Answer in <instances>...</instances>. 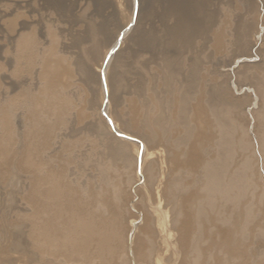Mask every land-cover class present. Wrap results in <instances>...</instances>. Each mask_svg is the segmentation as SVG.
Instances as JSON below:
<instances>
[{"label":"rangeland","instance_id":"rangeland-1","mask_svg":"<svg viewBox=\"0 0 264 264\" xmlns=\"http://www.w3.org/2000/svg\"><path fill=\"white\" fill-rule=\"evenodd\" d=\"M107 1L110 5H106L102 12L103 15L100 13L101 16L95 15L93 9L89 7L85 10H76V15H79L77 18L79 19V23L77 22L75 26V30L77 31H75V34L78 33V35H80H77L78 40L74 43V48L71 50L73 53H65L61 51L59 44L52 42H48L44 46L39 47L38 45H27V43H32V41L25 40V38L19 41V22L27 20L25 16H21L24 11L18 8L17 4L19 5V3H17V0H0V228H3L0 229V233L4 235L2 236L0 234V264L3 262L4 264H261L258 258V250L261 245L257 227L258 219L255 218L251 210L253 201L248 191H245L246 188L244 187V192L243 189L242 191L239 189L237 193L235 188L230 189L224 196L218 197V199L214 198V203L213 201L212 203L210 202L211 199L208 198V192H205L206 190L204 188L207 185V179L204 176L205 170H207L205 168L215 155L214 152L216 151L215 149H217L216 140L218 139L216 138L218 137L217 133L214 137L212 128L210 129L211 135L209 138H207L208 134L206 135L205 133V139L197 141L196 135L198 130H196V125L193 124V116L189 114V117L191 116L190 123L191 121L192 123L189 124L186 119L185 127V125L182 124L177 125L178 119L176 118V113L179 108L178 97L181 95V86L192 79H194V83L197 85L196 88L192 89L189 93L192 97L189 108L195 104L196 100L204 96L206 85L209 86L208 88L211 87V96L213 97L212 99H215L216 96L214 94L218 90L216 88L221 79L226 80L224 81L223 94L221 97L223 102L226 101L225 104H232L235 100L244 98L243 107H240L239 118L237 119L233 115L228 118L230 122L232 121L230 123L232 126L234 123L235 124L231 129L232 131L229 129L227 134V137L229 136V143L226 149L229 162L227 167V178L229 181L234 180L233 177L238 178L242 173V165L246 159L250 157L254 166V178L252 182L255 187L254 193L258 195V198L260 196V209L264 212V0H229L230 10L228 11L227 23L225 22V24L222 25L224 26V30L227 29L224 37V46H227L223 49L224 53H218L215 49V34L217 28L211 27V29L206 31L203 35L194 34V39L190 38L191 43L183 53V60L178 59L180 62H177V64L175 62L176 55L174 54H170L172 59H169L166 65H163L164 57L156 55L150 67V74L147 76V74L141 70L139 63H137L139 58L137 61H133V58L128 59V55H130L131 52L137 51L139 45L133 43L134 45L129 44L126 47L124 45V48L122 47L123 50H121V52L123 51L124 53L122 52V54L124 55L121 54L118 63L121 62L120 66H122V64L123 66H127H124L126 68L123 67V70L119 68L124 74L123 76H126L124 78V85H128H123L124 89H121V91L115 84L111 85L109 88L111 95L110 99H108L106 97L107 94H105V98L102 102V96H100L103 95L102 86L97 84L98 93L95 97V102L97 104V115L101 118L103 129L114 138L116 144L117 141L124 143L125 146L123 147H125L126 155L130 157L132 162H126L127 159L122 158L118 145H116L117 148H115V150L118 149V151L106 155L105 153H107L108 149V147H106L108 146L107 142L90 132H81L75 135L68 134L70 129L80 131L89 125L93 120L91 118L94 114L90 107L92 102L91 95H89L90 92L87 85L83 81L80 73H78L77 63L86 61L88 54L93 49H95L97 55H100V59L102 60L107 46L102 45L100 35L105 29L107 22H122L129 11H132L133 16L139 6L138 0H136V3H134V0ZM156 2L160 3L156 4ZM161 2L162 0L144 1L143 22H146H142L143 34H148L152 31V34L159 35L162 29L171 26V24L173 25V19L169 18L166 23L162 21ZM119 4L125 5L126 10L124 13L119 11L121 10ZM147 6H149V8H147ZM232 14L233 16H231ZM135 19L136 15L134 14L132 20L135 22ZM148 19L151 20L148 21ZM259 19H261V22L258 23ZM229 20H231V22ZM88 21H90L89 24L92 26V34L90 37L84 33L87 28L85 22L88 23ZM133 21L122 30H129L131 26L134 25ZM169 22H171V24ZM147 26L150 27L148 28ZM154 31H158V33ZM23 33L26 34L27 32L23 31ZM259 35H261V39H263L255 42L254 40L257 39ZM201 37L202 39L200 40L199 38ZM210 42H212V45ZM247 43H249V45ZM171 48H173V46L170 47V53H172ZM259 49L261 50L260 54H256V51ZM117 51L118 48L114 53ZM205 51L207 54H205ZM230 53H235L236 55L233 61H237V59L241 57L240 59L243 64L259 66V68L254 71L255 73L253 72L252 74L254 78L251 79L248 77L246 79L244 77L247 75L244 76L236 74V72L235 74L230 72V67L225 66L222 62L226 57L228 58L231 56ZM53 55L54 57L65 59V63L72 68L69 81L66 84L55 86H50L48 84V80L44 74V67L47 62L52 60ZM250 55L254 57H250ZM197 58L199 59L198 63L200 62V67L198 73L195 74L192 70V64H194ZM123 59L125 60L124 63L122 62ZM76 60L78 62H76ZM101 60L96 64L98 67ZM7 62L9 63L7 64ZM75 62L76 64H74ZM104 63H106V59ZM96 65L93 68L97 75L98 67ZM174 66L182 68L180 71L183 76L180 74L181 79L177 75L179 78L178 80H170L172 84L169 83L168 86L170 87L167 88L166 79L164 77L168 69L170 71L175 68ZM166 67H168V69ZM232 74H234V77ZM5 76H8L9 80H18L19 87L11 92L7 86L8 81L6 82L4 80ZM101 77L103 78V76ZM132 77H135L136 80ZM102 78L100 79L103 84L104 79L102 80ZM96 80H98L97 77ZM135 85L137 87H135ZM103 86L105 88V85ZM116 90L118 92H116ZM87 91L89 93H87ZM109 106L112 109L109 108ZM236 106H238V110L240 104L238 103ZM189 108L185 107V112H187ZM31 128H40L44 133L33 140L30 138L29 134L32 130ZM121 136L128 137L130 140L124 139ZM174 136H181L182 143L179 146V153H181L180 157L184 162V164L180 166L183 170L179 168L176 172L173 171L171 173L169 171L163 174V160L160 159L162 156H159V151L163 150L162 148L167 143L169 151L175 152L176 148L172 147L174 146L172 142L175 141L177 137ZM166 137L168 139H166ZM200 139L201 138H199V140ZM240 139L246 142V146L248 145V152L246 151L243 153L239 151L238 148H236L237 150L234 149L237 147V143ZM165 140L167 142H165ZM91 142L96 144L93 145ZM140 144L143 146L141 152H139ZM212 144H214V146ZM194 145L198 151L202 150L199 153L200 157L202 154L201 158L203 160L201 166L195 170L190 167L189 163V150H191ZM202 148L207 152L205 150L203 152ZM232 151L234 152L232 153ZM212 152L213 154H211ZM84 154L86 157L89 156V161L98 163L99 168L97 170L92 167L90 162L86 170L80 167ZM105 156H107V158ZM117 159L118 161H116ZM138 159L139 165L143 161L141 171L138 169ZM22 163L23 165L24 163L31 164L32 170L24 167L25 165L23 166ZM40 183H44L45 185L43 188L47 189H52L54 185L57 188H66L70 196H61V198L71 205L69 209L72 210V213H79L82 216L88 214L89 221L98 226L97 236L93 239L91 236L84 237L86 233L71 228V230L73 229V235L71 236L68 233L66 242L68 247L67 257H61L59 255L37 250L33 244L35 243L33 234L35 218L34 215L32 216V214H34V206L32 208V195L33 191H39L38 185ZM199 183L202 186H200ZM161 185L162 187H160ZM152 190L153 192H151ZM162 191H164V195ZM201 191H203V194H201ZM148 192L150 194H148ZM239 193H241V196ZM69 197L73 198V202ZM189 197L190 201L188 199ZM203 198L205 200H203ZM193 199L194 203L196 202L195 204L192 202ZM73 204L76 212L73 210ZM187 210H189L190 213L192 212V225L187 245H182L184 246L182 249L180 245L178 248V242L174 239H176V229L180 221L184 219V214ZM200 210L202 211L201 213L199 212ZM178 212L180 213L178 214ZM62 214L65 213L63 212ZM154 214L158 215L155 216ZM159 214H161V218H159ZM233 214L235 215L232 216ZM176 215L177 218H174ZM14 218L15 220H13ZM62 224V229L66 228L64 222H62ZM159 224L160 226L158 227ZM53 225L54 227L48 229L47 232L53 234L52 239L55 238V235L58 236V229L61 227L57 219L53 222ZM24 226H27V228ZM20 228H22V230ZM163 228H169V233L172 232V236H169V233L163 236ZM226 229L230 233H228L227 239L222 236L223 233L221 232ZM9 233L11 236H9ZM31 240H33V242ZM104 240L111 241L114 244L113 250L109 253L100 252L95 246L96 242ZM18 241L20 242L18 243ZM28 241L31 242L27 244ZM164 241L166 242L164 243ZM3 246L4 248L8 247L5 249L6 252ZM7 249L10 250L8 251ZM14 251L18 252L16 253ZM26 251L29 255L26 254ZM14 254L15 256H13ZM40 254L44 256L43 259ZM24 255H26V257Z\"/></svg>","mask_w":264,"mask_h":264},{"label":"bare ground","instance_id":"bare-ground-1","mask_svg":"<svg viewBox=\"0 0 264 264\" xmlns=\"http://www.w3.org/2000/svg\"><path fill=\"white\" fill-rule=\"evenodd\" d=\"M119 1V0H118ZM133 1V0H132ZM136 3V0H134ZM144 1L145 0H138L137 2L139 3L138 6V10L136 11V13H134L136 15V19L135 22L132 20V11L128 12V15L125 16L123 18V21L119 23L115 22V23H110L107 22L105 29L103 30V32L100 35V38L102 40V45L103 46H107V50L104 52L103 58L102 60L100 59V55L97 53H95V49H93L87 56L86 61H83V63H79L77 60V70L78 73H80L83 81L85 82V84L87 85V88L90 92L89 95H91V110H93L94 114L93 117L91 119H93L91 121V123L89 125H87L85 128H83L80 131H74L71 130L69 131L68 134L70 135H75V134H80L81 132H90L91 134H94L95 136H98L102 139H104L108 146L107 149V154H113V152L118 151V149L115 150L116 145L119 146V150L122 154V158L123 159H127L126 162H129L132 160L130 159V157H127L126 152H125V146L124 143L114 140V138L108 134L104 129H103V123L101 121V118L97 115V104H96V100L95 97L97 96V91H98V86L97 84H99L100 86H102V90H103V95L102 96V102L105 98V94H107V98L110 99V86L115 84L117 86V88L124 89L123 85H124V77L121 69L123 70L124 67L123 64L122 66H120L121 62L118 63L119 58L122 54L121 50L122 47L125 45L128 46L129 44H136L139 45V49L137 51L131 52L130 55H128V59H132L133 61H137V59L139 58V61L137 63H139V65L141 66V70L147 74H150V67L151 64H153V59L154 57L157 56H163L164 57V64L166 65L167 61H169V59H172L170 57V54H174L176 55L175 58V62L177 64L178 59H182L183 60V53L185 51V49L189 46V44L191 43V39L193 38V35H203L206 31H208L209 29H211V27H215L216 29V45H215V49L219 52H223L224 53V37H225V31L224 30V26H222L223 24H225L226 20H227V16H228V11L229 9V0H162V9H161V13H162V21L166 23V21H168V19H173V25L171 24V22H169L171 24V26L169 27H165L164 29H162V31L158 34H152L153 32L150 31V33L148 34H143L142 33V24L146 21L143 22L144 19V15H143V5H144ZM159 1V0H158ZM245 1V0H244ZM123 2V1H122ZM147 2V1H146ZM155 2V1H154ZM231 2V1H230ZM235 2V1H234ZM17 3H19V5L17 4L19 9H22L24 12L23 14H21V16H25L27 18V20H22L19 22V28H20V32L18 34V39L19 41H21L23 38H25V40H31L32 43H27V45H38L39 47L44 46L46 43H55V44H59L61 51L62 52H71V50L74 48V43L77 42V35L78 33L75 34V26L77 25V22L79 21L78 16L76 15V10H85L86 8H92L93 9V13L95 15H99L101 16L100 13L103 12L104 8L106 7V5H110L109 2L107 0H17ZM118 3V2H117ZM120 3V2H119ZM160 3V2H158ZM156 2V4H158ZM126 4V3H125ZM148 4V3H147ZM155 4V5H156ZM234 4V3H233ZM120 5V4H119ZM153 5V4H152ZM112 6V5H111ZM156 7V6H155ZM160 7V8H161ZM232 7V6H231ZM119 8L121 10V12L124 13L125 9V5H120ZM129 8V7H127ZM132 8V7H131ZM147 8H149V6H147ZM159 8V9H160ZM115 9V8H114ZM78 10V11H79ZM109 10V9H108ZM87 11V10H86ZM107 11V10H106ZM149 11V10H148ZM151 11V10H150ZM233 11V10H232ZM115 13V12H114ZM113 13V14H114ZM155 13V12H154ZM127 14V11H126ZM125 14V15H126ZM145 14V12H144ZM153 14V13H152ZM150 14V15H152ZM159 14V13H158ZM103 15V13H102ZM121 15V14H120ZM77 16V17H76ZM124 16V15H123ZM159 16V15H158ZM157 16V17H158ZM233 16V14L231 15ZM230 16V17H231ZM13 17V16H12ZM96 17V16H95ZM151 17V16H150ZM240 17V16H239ZM98 18V17H97ZM129 18V19H128ZM149 18V17H146ZM229 18V17H228ZM116 19V18H114ZM236 19V18H235ZM117 20V19H116ZM120 20V19H119ZM146 20V19H145ZM151 19H148V21ZM232 20V19H231ZM231 20H229L231 22ZM264 20V19H263ZM132 21L134 22L131 26V28L129 30H122L124 27L130 25V23H132ZM171 21V20H170ZM241 21V20H240ZM14 22V21H13ZM143 22V23H142ZM238 22V20H237ZM261 22V19L258 20V23ZM79 23V22H78ZM86 23V31L84 32L88 37H90V35L92 34V26L89 24L90 21L85 22ZM105 23V22H104ZM103 23V24H104ZM168 23V22H167ZM227 23V22H226ZM152 24V23H151ZM162 24V23H161ZM153 25V24H152ZM167 25V24H166ZM231 25V24H230ZM145 26V25H144ZM94 27V26H93ZM148 27V26H147ZM150 27V26H149ZM148 27V28H149ZM164 27V26H163ZM162 27V28H163ZM229 27V26H228ZM232 27V26H231ZM239 27V26H238ZM161 28V26H160ZM152 29V28H151ZM239 29V28H238ZM26 31L27 35L25 33H23V31ZM122 30V31H121ZM232 30V29H231ZM236 30V29H235ZM22 31V32H21ZM98 31V29H97ZM215 31V30H214ZM229 31V30H228ZM77 32V31H76ZM152 32V33H151ZM155 32V31H154ZM158 33V31H156ZM155 32V33H156ZM14 33V32H13ZM83 33V32H80ZM210 33V32H209ZM208 33V34H209ZM215 33V32H214ZM228 33V32H227ZM233 33V32H232ZM6 34V33H5ZM80 35V34H79ZM78 35V36H79ZM210 35V34H209ZM212 35V34H211ZM10 36V35H9ZM86 36V37H87ZM2 38V37H1ZM83 38V37H82ZM211 38V37H210ZM228 38V37H227ZM234 38V36H233ZM237 38V37H236ZM3 39V38H2ZM84 39V38H83ZM97 39V38H95ZM194 39V38H193ZM200 40L202 39L199 38ZM235 39V38H234ZM261 39V35H259L257 37V39H255V42H258ZM263 39V38H262ZM261 39V40H262ZM206 40V39H205ZM209 40V39H207ZM215 40V39H214ZM228 40V39H227ZM231 40V39H230ZM242 40V39H241ZM2 41V40H1ZM83 41V40H82ZM213 41V40H212ZM248 41V40H247ZM24 42V41H23ZM193 42V41H192ZM228 42V41H227ZM235 42V41H234ZM237 42V41H236ZM89 43V42H88ZM202 43V42H200ZM208 43V42H207ZM212 45V42H210ZM226 43V41H225ZM229 43V42H228ZM238 43V42H237ZM54 44V46H55ZM81 44V43H80ZM79 44V45H80ZM133 44V45H134ZM230 44V43H229ZM233 44V43H231ZM249 45V43H247ZM26 45V44H25ZM77 45V46H79ZM192 45V44H191ZM200 45V44H198ZM204 45V44H203ZM207 45V44H206ZM2 46V45H1ZM13 46V45H12ZM18 46V45H17ZM132 46V45H131ZM130 46V48H131ZM173 46L172 49V53H170V47ZM230 46V45H228ZM232 46V45H231ZM246 46V45H245ZM136 47V46H135ZM203 47V46H201ZM56 48V47H55ZM115 48H118V51L116 53L112 52ZM124 48V47H123ZM129 48V47H128ZM193 48V47H192ZM197 48V47H196ZM206 48V47H205ZM1 49V48H0ZM126 49V48H125ZM132 49V48H131ZM136 49V48H135ZM230 49V48H229ZM245 49V48H244ZM24 50V49H23ZM130 50V49H129ZM127 50V51H129ZM188 50V49H187ZM198 50V49H197ZM200 50V49H199ZM204 50V49H203ZM210 50V49H209ZM214 50V49H213ZM28 51V49H27ZM39 51V50H38ZM77 51V50H75ZM79 51V50H78ZM126 51V50H125ZM195 51V50H194ZM193 51V52H194ZM215 51V50H214ZM32 52V51H31ZM198 52V51H197ZM236 52V51H235ZM261 50H257L256 54H260ZM124 53V52H123ZM128 53V52H127ZM200 53V52H198ZM212 53V51H211ZM244 53V52H243ZM201 54V53H200ZM205 54H207V52L205 51ZM231 54V53H230ZM124 55V54H122ZM126 55V54H125ZM196 55V54H195ZM203 55V54H202ZM212 55V54H211ZM229 55V54H228ZM66 56V55H64ZM78 56V55H77ZM127 56V55H126ZM230 56V55H229ZM235 53L231 54L230 57H226V59L222 60L223 64L227 67H230L229 70L231 69L230 72L234 73L236 72V74H241V75H247L244 78H254V76L252 75L253 72L255 70H257V68H259V66L254 65V66H250L247 64H243L241 61V57L237 59V61H233L235 59ZM54 57V55H53ZM52 57V60L50 62H47L45 64L44 67V74L46 76V79L48 80V84L50 86H55V85H61V84H66L69 81L71 72H72V68L65 63V59L63 58H57V57ZM193 57V56H191ZM199 57V56H198ZM201 57V56H200ZM203 57V56H202ZM225 57V56H224ZM249 57V56H248ZM250 57H254L253 55H250ZM71 58V57H70ZM194 58V57H193ZM192 58V59H193ZM208 58V57H206ZM205 58V59H206ZM214 58V57H213ZM3 59V58H2ZM8 59V58H7ZM51 59V57H50ZM74 59V58H73ZM78 59V58H77ZM106 59V63H104V60ZM189 59V58H188ZM204 59V58H203ZM221 59V58H220ZM219 59V60H220ZM99 60H101V63L99 64V67L96 65L98 62H100ZM185 60V57H184ZM194 60V59H193ZM196 60V59H195ZM198 58L196 61H194V64H192L193 67V71L196 73H198L199 70V63H198ZM211 60V59H210ZM124 59H123V63H124ZM189 61V60H188ZM2 62V61H1ZM73 62V61H72ZM76 62L74 64H76ZM132 62V61H131ZM185 62V61H184ZM9 62H7L8 64ZM71 63V62H70ZM104 63V64H103ZM129 63V62H128ZM193 63V62H192ZM221 63V62H220ZM72 64V63H71ZM182 64V63H181ZM189 64V63H188ZM95 65L98 67V73L96 75V73L94 72V68ZM132 65V64H131ZM179 65V63H178ZM207 65V64H206ZM191 66V65H190ZM195 66V67H194ZM218 66V64H217ZM220 66V65H219ZM6 67V66H5ZM121 69H120V68ZM124 67V68H123ZM175 67V66H174ZM183 67V66H182ZM191 67V68H192ZM226 67V68H227ZM13 68V67H12ZM75 68V67H74ZM160 68V67H157ZM168 69V67H166ZM120 69V70H118ZM131 69V67H130ZM161 69V68H160ZM165 69V68H164ZM179 67H175L172 70L166 72L165 75V79H166V87H170L168 86L169 83L172 84V82H170V80H178L182 75ZM202 69V68H201ZM211 70V69H210ZM136 71V70H135ZM134 71V72H135ZM187 71V68H186ZM191 71V70H190ZM152 72V71H151ZM155 72V71H154ZM180 72V73H179ZM192 72V71H191ZM131 73V72H130ZM129 73V74H130ZM153 73V72H152ZM164 73V72H163ZM255 73V72H254ZM232 74V76L234 75ZM127 75V74H126ZM154 75V74H152ZM177 75L179 76V78L177 77ZM101 76H103L104 79V84H105V88L102 84V81L100 78H102ZM155 76V75H154ZM153 76V77H154ZM183 76V75H182ZM205 76V75H204ZM96 77L98 78V80H96ZM156 77V76H155ZM234 77V76H233ZM243 77V76H242ZM259 77V76H258ZM3 78V77H2ZM130 78V77H129ZM135 78V77H132ZM152 78V76H151ZM162 78V79H164ZM183 78V77H182ZM81 79V78H80ZM81 79V80H82ZM131 79V78H130ZM138 79V78H137ZM155 79V78H154ZM164 79V80H165ZM181 79V78H180ZM189 79V78H188ZM220 79V78H219ZM218 79V81H219ZM4 80L7 82L8 84L7 86L9 87V89L11 90V92L15 89H17L19 87V82L16 79H8V76L4 77ZM76 80V79H75ZM136 80V78H135ZM44 81V80H43ZM77 81V80H76ZM98 81V82H97ZM132 81V80H131ZM140 81V80H139ZM153 81V80H152ZM224 79H221L219 81V85L217 86L216 89H218L216 91V93L214 94L216 97L215 99H212L213 97L211 96V92L212 89L211 87L208 88L209 86L206 85V92L204 94V96H202V98L196 100L195 104L193 106H191V108H189L192 97L189 94L192 89L196 88V83H194V79L186 82L185 85H182V91H181V95L178 97L179 100V108L178 111L176 113V118L178 119V124H182L185 125L186 127V119L188 121L189 124L192 123V121L194 120V123L196 125V130L197 131V137L196 140L197 141H201L205 139V133L207 135V138L210 137L211 135V130L213 128L214 134L213 136L215 137L216 133L217 136L216 138H218L216 141V146L217 149H215L216 151L214 152V157L213 159L206 165L207 170H205L204 176L207 179V185L206 187H201L204 188L206 191V193L208 192V198L211 199V203L213 201V203L215 202L214 198L221 197L224 196L225 194H227L229 192L230 189L235 188L236 193L237 191H239V189L244 192V187L246 188L245 191H248V194L250 195V197L252 198L253 204L251 205V210L255 216V218L258 219V231H259V238H260V247L258 250V258L261 264H264V212L261 211L260 209V196L258 198V195H256V193H254L255 187H254V183L253 182V178H254V169H253V163L250 159V157L248 159H246V161L244 162V164L242 165V173L238 176V178H234V180L229 181V179L227 178V167H228V157L226 155V149L229 143L227 134L229 129L231 130L234 126L230 124V120L228 119L229 117H231V115H233L234 117H236L237 119L239 118V112H240V107L244 104V98L242 99H237L235 100L232 104H225V102L222 101L221 97L223 94V87H224ZM133 82V81H132ZM164 82V81H163ZM180 82V81H178ZM40 83V82H39ZM128 83V82H127ZM138 83V82H137ZM156 83V82H155ZM217 83V82H216ZM35 84V83H34ZM33 84V85H34ZM151 84V82H150ZM181 84V83H180ZM258 84V83H257ZM126 85V84H125ZM124 85V86H125ZM128 85V84H127ZM126 85V86H127ZM154 85V84H153ZM162 85V84H161ZM212 85V84H211ZM214 85V84H213ZM47 86V85H46ZM146 86V85H145ZM149 86V85H148ZM164 86V85H163ZM6 87V86H5ZM135 87H137L135 85ZM177 87V86H176ZM127 88V87H125ZM139 88V87H138ZM145 88V87H144ZM161 88V87H160ZM235 88V87H234ZM256 88V87H255ZM129 89V88H128ZM140 89V88H139ZM143 89V88H142ZM141 89V90H142ZM165 89V88H163ZM162 89V90H163ZM83 90V89H82ZM87 90V89H86ZM138 90V89H136ZM169 90V89H168ZM214 90V89H213ZM1 91V90H0ZM115 91V90H114ZM119 91V92H120ZM124 91V90H123ZM180 91V90H179ZM35 92V91H34ZM33 92V93H34ZM87 91V93H89ZM116 92H118L116 90ZM125 92V91H124ZM130 92V91H129ZM140 92V91H139ZM15 93V92H14ZM76 93V92H75ZM162 93V92H161ZM214 93V92H213ZM212 93V94H213ZM133 94V93H132ZM139 94V93H138ZM66 95V94H65ZM120 95V94H119ZM137 95V93H136ZM140 95V94H139ZM157 95V94H156ZM159 95V94H158ZM7 97V96H6ZM22 97V96H21ZM29 97V96H28ZM65 97V96H64ZM116 97V96H115ZM23 98V97H22ZM98 99V97H97ZM256 99V98H255ZM30 100V99H29ZM39 100V99H38ZM120 100V99H119ZM163 101V100H162ZM10 102V101H9ZM101 102V101H100ZM178 103V102H177ZM240 104L238 110L236 104ZM110 104V103H109ZM114 104V103H113ZM175 104V103H174ZM34 106V105H33ZM100 106V105H99ZM112 106V105H111ZM176 106V105H175ZM7 107V106H6ZM37 107V106H36ZM42 107V106H41ZM174 107V106H173ZM177 107V106H176ZM188 107L189 110H187V112H185L184 108ZM243 107V106H242ZM107 108V107H106ZM109 108H111L109 106ZM108 109V108H107ZM112 109V108H111ZM167 109V108H166ZM19 110V109H18ZM90 110V112H91ZM110 110V109H109ZM7 111V110H6ZM106 111V110H105ZM166 111V110H165ZM109 112V111H108ZM29 113V112H28ZM34 113V112H33ZM115 113V112H114ZM171 113V112H169ZM110 114V112H109ZM167 114V113H166ZM187 114H188V118H187ZM189 114H191L193 116L192 121L190 123V119L191 116L189 117ZM87 115V114H86ZM163 115V114H162ZM175 115V114H174ZM173 115V116H174ZM111 116V115H110ZM109 116V117H110ZM122 116V115H120ZM165 116V115H164ZM163 116V118H164ZM82 117V116H81ZM115 117V116H114ZM171 117V116H170ZM11 119V118H10ZM116 119V118H115ZM30 120V119H29ZM83 120V119H82ZM85 120V119H84ZM88 120V119H87ZM165 120V119H164ZM167 120V119H166ZM18 121V120H17ZM21 122V121H20ZM161 123V122H160ZM165 123V122H164ZM17 125V124H16ZM67 125V124H66ZM176 125V124H175ZM174 125V126H175ZM181 125V126H182ZM116 127V126H115ZM165 127V126H164ZM239 127V125H238ZM64 128V127H63ZM72 128V127H71ZM240 128V127H239ZM31 132L30 134V138L31 139H36L37 137L40 136V134L44 133V131L42 129H33L31 128ZM74 129V128H72ZM77 129V128H76ZM118 129V128H117ZM172 129V128H171ZM194 129V131H195ZM174 130V128H173ZM120 131V130H119ZM187 131V130H186ZM216 131V132H215ZM232 131V130H231ZM172 133V130H171ZM180 133V132H179ZM178 133V134H179ZM184 133V132H183ZM190 133V132H189ZM232 133V132H230ZM177 134V133H176ZM182 134V133H181ZM170 135V133H169ZM168 135V136H169ZM203 135V136H202ZM238 135V134H237ZM241 135V134H240ZM67 136V135H66ZM90 136V134H89ZM91 137V136H90ZM177 137V136H174ZM181 137V136H180ZM180 137H177V139L175 141H173L172 143H174V146H172L173 148L175 147L176 150L175 152L169 151L168 145L166 143V145L162 148L163 150L159 151V156H162V158L160 157L162 161V166L164 167L163 170V174L167 173V172H176L177 170L182 169L180 166L184 164L182 158L180 157L181 153H179V146L182 143V140ZM183 137V135H182ZM73 138V137H72ZM92 138V137H91ZM179 138V139H178ZM199 138H201L199 140ZM236 138V137H235ZM86 139V138H85ZM88 139V138H87ZM99 139V138H98ZM166 139H168L166 137ZM174 139V138H173ZM212 139V138H211ZM214 139V138H213ZM90 140V139H89ZM207 140V139H206ZM238 140V139H237ZM90 142V141H89ZM105 142V143H106ZM165 142H167L165 140ZM203 142V141H202ZM205 142V141H204ZM238 142V141H237ZM68 143V142H67ZM70 143V142H69ZM196 143V141H195ZM194 143V144H195ZM211 143V142H210ZM235 143V142H234ZM91 144H96V143H92ZM184 144V143H183ZM98 145V144H97ZM106 145V144H105ZM200 145V144H199ZM206 145V144H205ZM214 146V144H212ZM85 146V145H84ZM104 146V145H103ZM102 146V147H103ZM170 146V145H169ZM193 146V145H192ZM191 146V148H192ZM101 147V146H100ZM200 147V146H199ZM234 147V146H233ZM99 148V147H98ZM138 148V147H137ZM171 148V149H173ZM198 148V146H197ZM238 148L239 151L241 152H248V145L246 146V142L243 141L242 139H240V141L237 143V147H235L234 149ZM170 149V150H171ZM200 149V148H199ZM203 149V148H202ZM205 149H203L204 152ZM214 150V149H213ZM237 150V149H236ZM189 163H190V167L195 169H198L201 164H202V154L200 157V153L202 150L198 151L194 147L189 150ZM206 151V150H205ZM238 151V152H239ZM119 152V153H120ZM172 152V153H171ZM207 152V151H206ZM213 152L211 154H213ZM234 151H232L233 153ZM237 152V151H235ZM102 153V152H101ZM117 153V152H116ZM229 153V152H228ZM120 154V155H121ZM138 154V153H137ZM153 154V153H151ZM236 154V153H235ZM240 154V153H239ZM248 154V153H246ZM3 155V154H2ZM143 155V154H142ZM249 155V154H248ZM212 156V155H211ZM229 156V155H228ZM234 156V155H233ZM237 156V155H236ZM242 156V155H241ZM107 158V156H105ZM248 157V156H247ZM121 158V157H120ZM209 158V156H208ZM82 161L80 164L81 168H84V170H86V168L89 167V162L92 165V167H94L96 170L99 168L98 163H96L95 161H89L90 158L89 156L86 157V155L84 154L82 156ZM105 159V158H104ZM112 159V158H111ZM207 159V157H206ZM211 159V158H210ZM236 159V158H235ZM120 160V159H119ZM141 160V158H140ZM160 160V161H161ZM232 160V158H231ZM106 161V160H105ZM113 161V160H112ZM118 161V159L116 160ZM125 161V160H124ZM205 161V160H204ZM237 161V160H236ZM243 161V160H242ZM130 162V163H131ZM159 162V161H158ZM239 162V161H238ZM143 161L141 162V164L139 165V171H141L142 169V164ZM206 163V162H204ZM237 163V162H236ZM110 164V163H109ZM114 164V163H113ZM127 164V163H126ZM125 164V165H126ZM241 164V163H240ZM23 165V163H22ZM25 165V166H24ZM24 167H26L27 169L32 170V166L31 164H26L24 163ZM122 165V164H121ZM131 165V164H130ZM160 165V164H159ZM204 165V164H203ZM236 165V164H235ZM132 166V165H131ZM111 169V168H110ZM201 169V168H200ZM199 169V171H200ZM105 170V169H102ZM168 170V171H166ZM241 170V169H240ZM239 170V171H240ZM106 171V170H105ZM162 171V170H161ZM202 171V170H201ZM103 172V171H102ZM160 172V171H159ZM198 172V170H197ZM204 172V171H203ZM202 172V173H203ZM230 172V171H229ZM162 173V172H160ZM196 173V172H195ZM174 174V173H173ZM180 174V173H179ZM100 175V174H99ZM176 175V174H175ZM172 176V175H171ZM170 176V177H171ZM201 176V175H200ZM89 177V176H88ZM164 177V176H163ZM166 177V175H165ZM87 178V177H86ZM91 178V177H90ZM94 178V177H93ZM99 178V177H98ZM172 178V177H171ZM170 178V179H171ZM176 178V177H175ZM92 179V178H91ZM169 179V178H168ZM203 179V178H202ZM98 180V179H97ZM108 180V179H107ZM164 180V179H163ZM167 180V179H166ZM173 180V179H172ZM199 180V179H198ZM201 180V179H200ZM161 181V180H160ZM162 182V181H161ZM175 182V181H174ZM201 182V181H200ZM205 182V181H204ZM90 183V182H89ZM164 183V182H162ZM166 183V182H165ZM177 183V182H176ZM179 183V182H178ZM97 184V183H96ZM160 184V183H157ZM169 184V183H168ZM175 184V183H174ZM200 184V183H199ZM45 184L44 183H40L38 185V189L39 191H33V205L32 208L34 206V214H32V216L34 215L35 218V226H34V237L35 240L33 243L34 246L37 248V250H41L44 252H48V253H52L54 255H59V256H63V257H67L68 252H67V239H68V233L72 236L73 232L71 230V228H74L76 230H79L80 232H84L86 234H84V237H89L91 236V238H95L97 236L98 233V226L96 224H92L91 221H89V217L88 214L82 216L79 213H72V210L69 209L71 208V205L63 200L61 198V196H70L69 192L66 190V188L61 187V188H57L55 185L52 189H47V188H43ZM167 185V184H166ZM170 185V184H169ZM198 185V184H197ZM196 185V186H197ZM91 186V185H90ZM101 186V185H100ZM176 186V185H175ZM195 186V185H194ZM200 186H202L200 184ZM197 186V187H200ZM162 187V185L160 186ZM196 188V187H194ZM193 188V189H194ZM161 189V188H160ZM163 189H164V185H163ZM199 189V188H198ZM197 189V190H198ZM201 190V189H199ZM198 190V191H199ZM149 191V189H148ZM165 191V190H164ZM164 191L163 195H164ZM197 191V192H198ZM240 191V192H241ZM147 192V191H146ZM153 192V190L151 191ZM174 192V191H173ZM202 192V193H201ZM200 193L203 194V191H201ZM168 193V192H167ZM187 193V192H186ZM190 193V192H189ZM199 193V192H198ZM148 194H150L148 192ZM161 194V193H160ZM231 194V193H230ZM152 195V194H151ZM162 195V196H163ZM173 195V194H172ZM187 195V194H185ZM205 195V194H204ZM239 195L241 196V193H239ZM152 197V196H151ZM185 197V196H184ZM194 197V196H192ZM205 197V196H204ZM31 198V197H30ZM149 198V197H148ZM164 198V197H163ZM186 198V197H185ZM237 198V196H236ZM69 199L73 202V198L69 197ZM165 199V198H164ZM167 199V198H166ZM171 199V198H170ZM190 201V197L188 198ZM192 199V198H191ZM154 200V199H153ZM156 200V199H155ZM163 200V199H162ZM203 200H205L203 198ZM9 201V200H8ZM15 201V200H14ZM167 201V200H166ZM181 201V200H180ZM185 201V200H184ZM198 201V200H197ZM207 201V200H206ZM156 202V201H155ZM161 202V201H160ZM194 203V199L192 201ZM151 203V202H150ZM174 203V202H173ZM176 203V201H175ZM179 203V201H178ZM190 203V202H189ZM192 203V204H193ZM196 203V202H195ZM194 203V204H195ZM198 203V202H197ZM206 203V202H205ZM218 203V202H217ZM76 204V202H75ZM154 204V203H152ZM167 204V203H166ZM205 205V204H204ZM203 205V206H204ZM216 205V204H215ZM6 206V205H5ZM162 206V205H161ZM165 206V205H164ZM172 206V205H171ZM170 206V207H171ZM211 206V205H210ZM1 207V206H0ZM160 207V206H159ZM190 207V205H189ZM74 204H73V210L74 209ZM162 208V207H161ZM195 208V207H194ZM193 208V209H194ZM198 208V207H197ZM205 208V207H204ZM158 209V208H157ZM160 209V208H159ZM187 209V208H186ZM185 209V210H186ZM192 209V210H193ZM201 209V208H200ZM16 210V209H15ZM164 210V209H163ZM166 210V209H165ZM171 210V209H170ZM196 210V209H195ZM198 210V209H197ZM207 210V209H206ZM210 210V209H209ZM158 211V210H157ZM156 211V212H157ZM160 211V210H159ZM169 211V209H168ZM205 211V210H204ZM5 212V211H4ZM31 212V211H30ZM65 214H62V213ZM76 212V211H75ZM172 212V211H171ZM197 212V211H196ZM200 213L202 212L201 210L199 211ZM21 213V212H20ZM176 213V212H175ZM180 212H178L179 214ZM192 213V212H191ZM191 213L189 210H187V212H185L184 214V219H182V221H180V224L178 225L176 231V242H178V248L179 245L182 247V249L184 248V246L182 245H187L188 242V237H189V233L191 230V225H192V218L193 216H191ZM10 214V213H9ZM168 214V213H165ZM177 214V215H178ZM195 214V213H194ZM197 214V213H196ZM19 215V214H18ZM155 215V214H154ZM158 215V214H157ZM155 215V216H157ZM161 218V214H159ZM175 214H174V218H177ZM203 215V214H202ZM235 214H233L232 216H234ZM11 216V215H10ZM31 216V214H30ZM196 216V215H194ZM19 217V216H18ZM16 218V217H15ZM15 218L13 220H15ZM182 218V217H181ZM236 218V217H234ZM10 219V218H9ZM31 219V218H30ZM33 219V218H32ZM56 219L58 220V224H60V228L58 229L59 233L58 236L55 235V238L52 239L53 234L52 233H47L48 229L54 227L53 222L56 221ZM88 219V220H87ZM157 219V218H156ZM194 219L196 220V218L194 217ZM198 219V218H197ZM161 220V219H160ZM233 220V219H232ZM9 221V220H8ZM14 222V221H13ZM17 222V220H16ZM62 222H64L66 228L62 229ZM158 222V220H157ZM21 223V222H20ZM73 224V227H72ZM12 225V224H11ZM10 225V226H11ZM31 225V224H30ZM1 226V225H0ZM4 226V225H3ZM32 226V225H31ZM160 226V224L158 225V227ZM162 226V225H161ZM20 227V226H19ZM22 227V226H21ZM27 228V226H24ZM2 228V227H1ZM0 228V229H1ZM13 228V227H10ZM134 228V227H133ZM162 228V227H161ZM3 229V228H2ZM22 230V228H20ZM25 229V228H24ZM159 229V228H158ZM27 230V229H26ZM29 230V229H28ZM161 230V229H160ZM159 230V232H160ZM257 230V229H256ZM16 231V229H15ZM31 231V230H30ZM29 231V232H30ZM51 231V230H50ZM5 232V231H4ZM18 232V231H17ZM22 232V231H21ZM223 233V237L225 239L228 238V230H223L221 231ZM15 233V232H14ZM19 233V232H18ZM169 233V228H166L162 230V234L163 236L166 234L168 235ZM1 234V233H0ZM5 234V233H4ZM8 234V232H7ZM20 234V233H19ZM23 234V233H22ZM21 234V235H22ZM32 234V233H31ZM172 234L169 233V236ZM230 234V233H229ZM258 234V232H257ZM2 235V234H1ZM18 235V234H15ZM4 236V235H2ZM9 236H11V234L9 233ZM24 236V235H23ZM28 236V235H27ZM33 236V235H31ZM172 236V235H171ZM7 237V236H6ZM132 237V235H131ZM161 237V236H160ZM175 237V236H174ZM12 238V237H11ZM16 238V236H15ZM29 238V236H28ZM27 238V239H28ZM32 238V237H31ZM164 238V237H162ZM10 239V238H9ZM8 239V240H9ZM19 239V236H18ZM161 239V238H160ZM1 240V239H0ZM169 240V239H168ZM3 241V240H2ZM13 241V240H11ZM10 241V242H11ZM15 241V240H14ZM17 241V240H16ZM22 241V240H21ZM33 242V240H31ZM31 241H28L27 244H29ZM5 242V241H4ZM9 242V244H10ZM20 241H18L19 243ZM132 242V240H131ZM166 241H164L165 243ZM25 243V242H24ZM168 243V241H167ZM3 244V242H2ZM7 244V243H6ZM8 244V245H9ZM26 244V243H25ZM130 244V243H129ZM169 244V243H168ZM12 246V245H11ZM14 246V245H13ZM20 246V245H18ZM27 246V245H25ZM29 246V245H28ZM73 246V245H72ZM95 246L98 248V251L100 252H105V253H109L113 250L114 248V244L111 241H101V242H96ZM4 248V246H3ZM8 248V247H6ZM4 248V250L6 249ZM31 248V247H30ZM12 249V248H11ZM35 249V248H34ZM71 249V248H70ZM8 250V249H7ZM10 250V249H9ZM8 250V251H9ZM14 250V249H13ZM17 250V249H16ZM27 250V249H26ZM36 250V249H35ZM23 251V250H22ZM71 251V250H70ZM6 252V250H5ZM4 252V253H5ZM13 252V251H12ZM16 252V251H14ZM18 252V251H17ZM16 252V253H17ZM36 252V251H35ZM72 252V251H71ZM40 253V252H38ZM37 253V254H38ZM47 253V254H48ZM9 254V253H7ZM11 254V253H10ZM20 254V253H19ZM18 254V255H19ZM27 254V251H26ZM33 254V253H32ZM36 254V256H37ZM43 254V252H42ZM5 255V254H4ZM17 255V254H16ZM29 255V254H27ZM41 255V254H40ZM15 256V254L13 255ZM12 256V257H13ZM22 256V255H21ZM26 257V255H24ZM34 256V255H33ZM39 256V255H38ZM42 256V255H41ZM44 256H42L43 259ZM1 258V257H0ZM9 258V257H8ZM18 258V257H17ZM40 258V257H37ZM5 259V258H4ZM20 259V258H18ZM34 259V258H33ZM14 260V258H13ZM21 260V259H20ZM18 260V261H20ZM1 261V260H0ZM24 261V259H23ZM29 261V260H28ZM10 262V261H9ZM21 262V261H20ZM47 262V261H46ZM2 263V262H1ZM28 263V262H27ZM32 263V262H30ZM34 263V262H33ZM4 264V262L2 263ZM8 264V263H7ZM16 264V263H15ZM29 264V263H28ZM37 264V263H36Z\"/></svg>","mask_w":264,"mask_h":264},{"label":"water","instance_id":"water-1","mask_svg":"<svg viewBox=\"0 0 264 264\" xmlns=\"http://www.w3.org/2000/svg\"><path fill=\"white\" fill-rule=\"evenodd\" d=\"M115 50H117V48H115L112 52H114ZM102 80H103V78H102ZM103 85H105L104 84V81H103ZM121 137L124 138V139H129L130 140V138H128V137H124V136H121ZM131 140H133V139H131ZM142 149H143V146L140 144V146H139V152H141ZM137 165H138V168H139V159H138Z\"/></svg>","mask_w":264,"mask_h":264}]
</instances>
